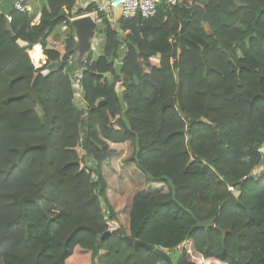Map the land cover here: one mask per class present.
I'll return each instance as SVG.
<instances>
[{
  "label": "trees",
  "instance_id": "obj_1",
  "mask_svg": "<svg viewBox=\"0 0 264 264\" xmlns=\"http://www.w3.org/2000/svg\"><path fill=\"white\" fill-rule=\"evenodd\" d=\"M75 2L41 0L38 23L32 11L0 15V264H68L77 246L90 264H166L156 247L194 264L187 249L170 254L188 240L208 260L264 264V0L104 17L102 42L58 67L76 45L65 16L85 12ZM65 22L66 46L48 48ZM123 142L145 182L167 188L135 195L124 222L102 173ZM114 222L151 248L101 239Z\"/></svg>",
  "mask_w": 264,
  "mask_h": 264
},
{
  "label": "rangeland",
  "instance_id": "obj_2",
  "mask_svg": "<svg viewBox=\"0 0 264 264\" xmlns=\"http://www.w3.org/2000/svg\"><path fill=\"white\" fill-rule=\"evenodd\" d=\"M112 24L113 26H115L114 23ZM59 30L61 33L62 32L61 27L59 28ZM101 40L102 38L98 37V35L94 30L93 35L90 38V41H97L98 43H101L102 42ZM34 47L38 48L36 44ZM31 50L32 49L28 51V54ZM41 54L43 56V52ZM86 54H87L86 51L81 52L77 50L73 53L70 61L72 62V64L75 63L74 65H76L77 61L79 60L82 61L85 59ZM30 58L35 67H39L40 65H42L43 61L45 60L44 56H43L44 60H42V62L41 60L38 61V59L35 62L33 57L30 56ZM47 72L48 70L44 71L43 73H47ZM110 148L114 149L116 153L108 161L102 164V173L106 182L108 183L107 193L110 203L112 204L114 209L117 210L118 213H120V219L124 222L125 217H127L128 212L130 210L132 199L135 195L137 194L143 195L153 191L167 192V188H165L166 186L162 184H147L144 180V176L142 172L139 169H137L133 164H130L125 160L133 152V147L128 142L123 145L110 143ZM82 153L83 151L78 149V155L80 157ZM260 168L264 169V165H262ZM260 168L254 170L255 174L254 173L253 174L255 176L259 175L258 173H261L259 170ZM127 173L130 174L128 179L126 178ZM111 174L113 176V181L109 183ZM117 222L125 227V224L121 223L120 220H118ZM117 222H114L112 224V228L119 227V224H117ZM182 249H187L189 251L190 259L194 264H221V263H216L212 259L208 260L196 253H193L191 250V241L189 240L186 241L181 247L170 252L173 259L178 258L179 253L181 252ZM68 264H90V251L84 250L77 246L74 250L71 259L69 258Z\"/></svg>",
  "mask_w": 264,
  "mask_h": 264
},
{
  "label": "built area",
  "instance_id": "obj_3",
  "mask_svg": "<svg viewBox=\"0 0 264 264\" xmlns=\"http://www.w3.org/2000/svg\"><path fill=\"white\" fill-rule=\"evenodd\" d=\"M179 0H76L72 12L75 13L79 9H83L85 12L74 16L66 15L67 21H72L77 17L89 16L95 23V28L100 24L104 17H107L111 21V24L116 25L117 20L120 17L134 18L141 16L144 18L153 17L157 14L159 5L161 3L175 6ZM15 9L19 12H25L28 8L21 2L15 5ZM113 26V24H112ZM62 33L66 31V23L61 27ZM76 39V37H74ZM98 45L97 41H90V46ZM66 46L65 36L54 39L47 45L48 48L59 50ZM71 58L67 60L71 65ZM71 85L73 88L74 101L82 103L83 87L81 84L82 70L77 69L71 73ZM80 103V104H81ZM261 152L264 154V145L261 147ZM86 164H92L90 160H87ZM109 229H112V224Z\"/></svg>",
  "mask_w": 264,
  "mask_h": 264
},
{
  "label": "water",
  "instance_id": "obj_4",
  "mask_svg": "<svg viewBox=\"0 0 264 264\" xmlns=\"http://www.w3.org/2000/svg\"><path fill=\"white\" fill-rule=\"evenodd\" d=\"M71 25L75 31L76 45H75L74 50H72L69 53L63 54V56L58 62V67H60L64 63V61L69 59L70 57L69 55L74 53L75 51L77 50L81 52L86 51L87 53L90 48V38L93 35V32L95 30L94 21L89 16H83V17H78V18L73 19L71 22ZM113 232L118 233L119 236L122 235L123 236L122 238H124L126 242H128L129 244H132L136 248L139 246L151 248L150 245H147L138 239L130 238V236L123 235L119 227L109 229L102 235L101 239H103L104 237L108 236L110 233H113ZM99 244H100V241L97 242V247L99 246ZM154 253L158 255V257L162 260V262H165L166 264H174V262H172L173 261L172 258L169 256V254L164 249L156 247L154 248Z\"/></svg>",
  "mask_w": 264,
  "mask_h": 264
},
{
  "label": "crops",
  "instance_id": "obj_5",
  "mask_svg": "<svg viewBox=\"0 0 264 264\" xmlns=\"http://www.w3.org/2000/svg\"><path fill=\"white\" fill-rule=\"evenodd\" d=\"M19 2H21L24 6H26L28 9L26 10V11H32L34 14H35V17L36 18H34V20H33V23H38V20H39V16H40V10H41V6H42V3H41V0H0V15H3V16H7V18L9 19L10 17H9V14H10V12L13 10V9H15V5L17 4V3H19ZM75 5V4H74ZM74 7V6H73ZM73 9V8H72ZM74 16V15H73ZM73 30H74V28H73ZM58 33L60 34V30L58 31ZM53 34L55 35L56 34V31H55V33H54V31H52V33H51V35L53 36ZM74 35H75V31H74ZM62 36H65L64 35V32L62 33L61 32V36L60 37H62ZM76 36V35H75ZM59 38V37H58ZM55 39H57V38H55ZM54 40V39H53ZM52 40V41H53ZM51 41V42H52ZM50 42V43H51ZM18 44H20V45H25V43L24 42H22V41H18L17 42ZM98 44H100V43H98ZM37 45V47H39L40 48V55H41V57H42V60H44V58H43V56H42V52H43V50H42V46L40 45V44H36ZM33 48V47H32ZM63 54H65L64 52H62L61 53V57L63 56ZM61 57H60V59H61ZM37 59H38V57H37ZM42 62V61H41ZM45 62V60L43 61V63ZM125 143H127V142H123V143H111V144H121V145H123V144H125ZM118 224V223H117ZM213 261H215V260H213ZM216 263H221V264H225V263H222V262H218V261H215Z\"/></svg>",
  "mask_w": 264,
  "mask_h": 264
},
{
  "label": "clouds",
  "instance_id": "obj_6",
  "mask_svg": "<svg viewBox=\"0 0 264 264\" xmlns=\"http://www.w3.org/2000/svg\"><path fill=\"white\" fill-rule=\"evenodd\" d=\"M78 18V17H77ZM70 22H72V21H70ZM66 23V22H65ZM67 26V25H66ZM62 27V26H61ZM75 37V36H74ZM75 41H76V39H74ZM263 154V153H262ZM264 155V154H263ZM263 168H260L259 170H262ZM255 173V172H254Z\"/></svg>",
  "mask_w": 264,
  "mask_h": 264
},
{
  "label": "bare ground",
  "instance_id": "obj_7",
  "mask_svg": "<svg viewBox=\"0 0 264 264\" xmlns=\"http://www.w3.org/2000/svg\"><path fill=\"white\" fill-rule=\"evenodd\" d=\"M37 56V55H36Z\"/></svg>",
  "mask_w": 264,
  "mask_h": 264
}]
</instances>
